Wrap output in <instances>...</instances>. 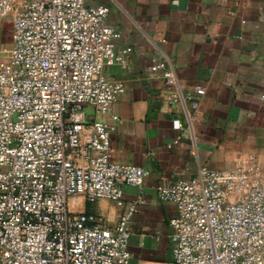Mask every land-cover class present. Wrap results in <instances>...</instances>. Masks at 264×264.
I'll return each instance as SVG.
<instances>
[{
    "label": "built area",
    "instance_id": "1",
    "mask_svg": "<svg viewBox=\"0 0 264 264\" xmlns=\"http://www.w3.org/2000/svg\"><path fill=\"white\" fill-rule=\"evenodd\" d=\"M110 9L87 0H0V26L14 20L12 48L0 59V264L130 260L139 201L125 202L124 187L142 186L149 172L113 161L111 127L86 112H109L125 92L108 72L121 35L107 23ZM154 67L178 85L165 59ZM187 100L192 125L200 97ZM182 136L190 137L182 132L173 143ZM157 193L177 210L172 264H264V166L254 158L233 169L202 165L198 177ZM78 196L125 209L109 227L101 215L72 210Z\"/></svg>",
    "mask_w": 264,
    "mask_h": 264
},
{
    "label": "crops",
    "instance_id": "2",
    "mask_svg": "<svg viewBox=\"0 0 264 264\" xmlns=\"http://www.w3.org/2000/svg\"><path fill=\"white\" fill-rule=\"evenodd\" d=\"M87 3L110 5L107 23L121 35L115 42L120 58L108 72L125 85L109 112L88 105L87 117L111 127L113 161L149 172L142 186L124 187L125 202L139 201L126 264H172L169 222L177 210L157 188L198 177L202 165L233 169L254 158L264 166V0ZM13 22L9 17L0 26V59L12 48ZM157 58L174 70L177 86L154 67ZM188 96L200 97L192 125ZM182 132L190 137L173 143ZM71 209L101 215L114 227L125 206L78 196Z\"/></svg>",
    "mask_w": 264,
    "mask_h": 264
}]
</instances>
